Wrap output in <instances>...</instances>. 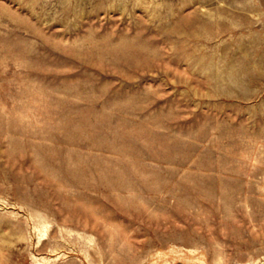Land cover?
Returning a JSON list of instances; mask_svg holds the SVG:
<instances>
[{"label": "rangeland", "instance_id": "374dc122", "mask_svg": "<svg viewBox=\"0 0 264 264\" xmlns=\"http://www.w3.org/2000/svg\"><path fill=\"white\" fill-rule=\"evenodd\" d=\"M0 264H264V0H0Z\"/></svg>", "mask_w": 264, "mask_h": 264}, {"label": "crops", "instance_id": "0c3cea01", "mask_svg": "<svg viewBox=\"0 0 264 264\" xmlns=\"http://www.w3.org/2000/svg\"><path fill=\"white\" fill-rule=\"evenodd\" d=\"M198 181V180H197ZM196 184H197V186H195L196 187V191H195V193H201L202 191H201V189L199 188V185L200 184H198L197 182H195ZM192 191V189L190 190V192ZM194 193V192H193Z\"/></svg>", "mask_w": 264, "mask_h": 264}]
</instances>
